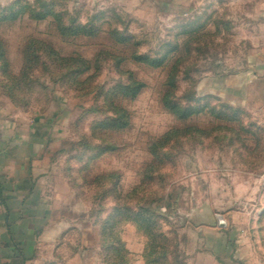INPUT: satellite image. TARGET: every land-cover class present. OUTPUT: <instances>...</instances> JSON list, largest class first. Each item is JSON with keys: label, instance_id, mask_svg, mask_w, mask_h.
Segmentation results:
<instances>
[{"label": "rangeland", "instance_id": "1", "mask_svg": "<svg viewBox=\"0 0 264 264\" xmlns=\"http://www.w3.org/2000/svg\"><path fill=\"white\" fill-rule=\"evenodd\" d=\"M0 52L1 129L45 143L35 264L264 262V0H0ZM162 195L153 226L103 230Z\"/></svg>", "mask_w": 264, "mask_h": 264}, {"label": "crops", "instance_id": "2", "mask_svg": "<svg viewBox=\"0 0 264 264\" xmlns=\"http://www.w3.org/2000/svg\"><path fill=\"white\" fill-rule=\"evenodd\" d=\"M0 119H3L0 116ZM0 124V264H11V257L20 253L33 255L37 251V237L49 220L51 209L47 208L41 198L38 182L32 179L33 159L42 148V142L33 133L5 135ZM45 144L44 142H42ZM27 221V231L21 224ZM39 224H43L38 228ZM48 224V223H47ZM15 236L20 248L5 246V242ZM21 230V231H19ZM62 230V229H61ZM58 233L61 236L66 228ZM31 240V245L25 241ZM34 244V245H33ZM25 264H35L32 258ZM51 264V263H49ZM247 264V262H239ZM253 264H264L256 262Z\"/></svg>", "mask_w": 264, "mask_h": 264}, {"label": "trees", "instance_id": "3", "mask_svg": "<svg viewBox=\"0 0 264 264\" xmlns=\"http://www.w3.org/2000/svg\"><path fill=\"white\" fill-rule=\"evenodd\" d=\"M21 10L23 11L24 10V7L21 8ZM16 16V15H15ZM45 17V16H44ZM60 28V27H59ZM91 28V27H90ZM62 32H64L63 34H78L81 30H84V31H87L88 29L86 28V26L84 25H81V24H77V25H70L68 28H65V29H62ZM60 30V31H61ZM98 31V28L97 29H94L93 27L88 31L86 32V34H89V35H96ZM122 40L124 41L125 39L122 38ZM0 57H2V53L0 52ZM139 61H143V62H148L152 65H160L162 63L161 60H151L150 58L146 57V56H138L137 57ZM58 59H61L60 61L62 62H65L67 61L68 63L70 61H73L75 64L79 58L77 57H67V58H58ZM82 68L77 66L75 67L76 69L74 70H71L73 71L71 75H76L77 73L81 72V70H86L89 68L88 65H85V64H82ZM74 73V74H73ZM145 86V84L139 80H137L136 78L134 77H131L130 78V82L126 85H122V86H119V91L116 92V94L118 95H124V96H127V97H130L132 99H134L135 97L138 96V94L140 93V91L142 90V88ZM119 92V93H118ZM196 112H198L199 110H195ZM187 114V113H186ZM189 114V112H188ZM124 123L126 124V121H124ZM120 124V123H111L109 121H103V126L104 127H109V128H115V127H119V126H125V124ZM37 136H38V133H36ZM38 144H41L39 148H43L44 144L42 142L38 143ZM96 146L93 147V149H95ZM98 148V146H97ZM110 149V147L107 146H104L102 148H99L100 152H105V151H108ZM155 157H157L156 159H158V156H156L155 154ZM92 158V157H91ZM155 164L152 163V164H149L148 166V170H146L145 174H144V179H145V182H143V185L135 188L132 192L133 194L135 193H138V189H140V187H143V188H146L147 187V184L146 182H151L153 181L154 179V172L155 170H153L155 168L154 166ZM152 194V193H151ZM150 194V195H151ZM153 196V195H151ZM116 197L120 200L121 198V194H116ZM143 198H139L137 203H136V207L135 208H131L130 206L126 205L125 203L121 204L120 202L118 203V205H116L114 207V213L113 214H110L106 219L103 220V230H105L109 235H112L114 234L113 233V230H114V227L117 223V219H119L120 217L122 216H126V215H129L131 216L132 220L137 222V224H139L141 227H144V226H147V227H151L153 226L152 223V219H153V215L156 214L157 212L158 213H161L160 210V203L161 202H165L167 203L168 201V198L165 197V196H160V197H156L155 200L153 199L151 201V199L148 201L150 205H146L145 203H143ZM156 206L154 208H150V206H153L155 205ZM146 214H149V216H147ZM130 218V219H131ZM114 219H116L114 221ZM147 224V225H146ZM21 227H22V230L27 231L26 228L28 227V223L27 221H24L23 224H21ZM146 228V227H144ZM10 231V230H9ZM21 231V230H19ZM11 232V231H10ZM112 241H117L118 243V239H114V240H111ZM110 242V241H109ZM25 243L27 245H31V240L29 239L28 241H25ZM113 244V245H111ZM106 243L104 244V247L106 248H110L112 246H115V243ZM20 244H18V242L16 241V238L15 236L12 234L11 232V237L8 241L5 242V246H15V247H19L20 248ZM33 255H30V254H26V253H20L19 256H13L11 257V264H25L27 261H29L31 258H32ZM156 262V261H155Z\"/></svg>", "mask_w": 264, "mask_h": 264}]
</instances>
